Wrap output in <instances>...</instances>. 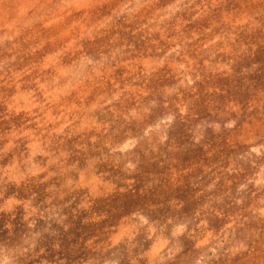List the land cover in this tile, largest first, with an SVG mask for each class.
<instances>
[{"label": "rangeland", "instance_id": "1", "mask_svg": "<svg viewBox=\"0 0 264 264\" xmlns=\"http://www.w3.org/2000/svg\"><path fill=\"white\" fill-rule=\"evenodd\" d=\"M0 264H264V0H0Z\"/></svg>", "mask_w": 264, "mask_h": 264}]
</instances>
